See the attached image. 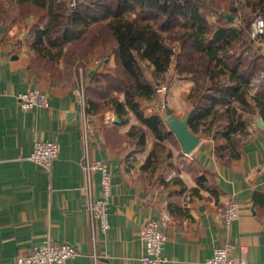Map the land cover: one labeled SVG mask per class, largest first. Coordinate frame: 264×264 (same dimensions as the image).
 <instances>
[{
  "label": "crops",
  "instance_id": "crops-1",
  "mask_svg": "<svg viewBox=\"0 0 264 264\" xmlns=\"http://www.w3.org/2000/svg\"><path fill=\"white\" fill-rule=\"evenodd\" d=\"M17 3L0 0V264H17L21 253L49 239L70 242L79 251L61 264H144L139 228L165 210L171 217L162 247L165 260L158 264H201L225 243L235 245V264H240L238 246L243 244L248 248L243 264L264 260V172L259 170L264 161V117L259 109L252 115L247 112L251 117L247 132L231 134L232 142L227 138L224 108L217 105L214 112L219 109L224 114L196 132L200 141L191 152L182 151L175 133L159 140L149 130L144 147L139 148L128 134L140 124L134 113L124 122L111 104L90 113L75 94L98 72H112L116 43H99L75 68L72 80L56 83L45 70L30 64L38 18L16 12ZM210 9L206 7V19L218 23L216 8ZM172 57L161 82L152 67L143 73L145 84H167V94L138 98L148 114L162 117L168 133L172 131L166 121L168 108L182 118L200 102L211 104L212 94L208 81L212 64L179 75L177 54ZM33 87L48 92L49 105L23 110L17 94ZM120 100H125L123 93ZM38 139L56 141L60 148L50 170L29 157ZM155 140L164 146L161 162L145 169ZM86 149L112 170L107 230L89 216L88 198L100 196L101 182L95 172L91 188L87 187L81 165ZM170 169L176 173L166 179ZM232 200L241 202L242 215L224 226L218 212Z\"/></svg>",
  "mask_w": 264,
  "mask_h": 264
},
{
  "label": "trees",
  "instance_id": "trees-1",
  "mask_svg": "<svg viewBox=\"0 0 264 264\" xmlns=\"http://www.w3.org/2000/svg\"><path fill=\"white\" fill-rule=\"evenodd\" d=\"M236 1H230L231 13L236 15L244 4L250 15L232 27L226 25L231 22L226 14H219L218 23L206 19L202 8L217 9L218 0H80L76 7L66 0H17L22 14L34 13L38 18L30 64L45 70L56 83L72 80L75 68L99 43H116L117 64L112 72H98L86 84V111L98 113L111 104L122 122L134 113L140 124L133 125L128 134L135 137L139 148L144 147L148 130L159 140L174 134L165 132L162 117L148 114L138 100L157 93L153 82H143V73L152 67L158 82L165 79L174 42L181 44L177 74L200 72L212 64L211 104L200 102L190 113L188 124L194 132L225 113L227 138L232 142L231 134L247 132L251 120L247 112L252 115L257 107L264 117V85L255 96L248 90L257 71L264 70V54L253 53L247 37L254 12L264 18V0H241L239 5ZM122 93L125 100H120ZM217 105L224 113L214 112ZM153 145L145 169L161 162L159 153L164 146L157 140Z\"/></svg>",
  "mask_w": 264,
  "mask_h": 264
},
{
  "label": "built area",
  "instance_id": "built-area-1",
  "mask_svg": "<svg viewBox=\"0 0 264 264\" xmlns=\"http://www.w3.org/2000/svg\"><path fill=\"white\" fill-rule=\"evenodd\" d=\"M66 1L69 6L76 7L79 0ZM216 11L219 14H224L225 8L223 6H218ZM225 14H227V12ZM233 19V26H238L240 19L237 16L233 17ZM249 33L250 37H252L251 51L253 53H262L261 50L264 47V18L260 12H254ZM172 45L173 55H175L180 51L181 44L179 42H174ZM263 85L264 72H258L250 81L248 87L249 94L255 96ZM167 89L168 85L165 83L155 85V91L162 96L167 94ZM75 94H77L80 101L85 104L86 94L84 84L79 85V87L75 89ZM17 99L20 108L27 110L36 106H48L50 95L45 90L43 91L40 88L33 87L28 88L27 91L18 93ZM162 106L166 107L164 102H162ZM33 148L29 157L50 170L53 161L59 155L60 148L58 143L48 139H38L35 140ZM81 165L86 173L87 187L89 189L91 188L90 185L93 173H100V196L97 198L89 197L87 207L92 223H98L100 229L107 230L110 227L108 208L113 186L112 170L109 164L103 159L93 158L88 149H86L81 158ZM259 170L264 172V161L259 165ZM175 173L174 170L170 169V171L165 174L166 179H170ZM242 208L243 206L238 200H232L224 206V208H221L218 214L223 225L229 226L233 221L238 220L242 215ZM170 217L169 211L165 210L161 213L159 218L147 219L141 224L138 234L144 243L145 252L141 258L144 264H158L165 260V257L162 255V247L168 240L166 229L169 225ZM234 247L235 245L233 243H225L223 246L214 248L213 254L208 256L201 264H235L233 256ZM238 248L241 251V258L238 262L243 264L246 261L245 253L248 251V248L245 244L239 245ZM78 252V249L70 242H57L53 239H49L43 244L31 246L30 249L21 253L18 257L17 264H61L67 261V259L75 258L79 254ZM257 264H264V260Z\"/></svg>",
  "mask_w": 264,
  "mask_h": 264
},
{
  "label": "water",
  "instance_id": "water-1",
  "mask_svg": "<svg viewBox=\"0 0 264 264\" xmlns=\"http://www.w3.org/2000/svg\"><path fill=\"white\" fill-rule=\"evenodd\" d=\"M226 16L228 19L233 18L231 13H227ZM115 120H119V116H116ZM166 121L168 126L177 136L184 153L187 154L188 152H191L198 145L200 137L189 127V113L180 118L172 109L168 108Z\"/></svg>",
  "mask_w": 264,
  "mask_h": 264
},
{
  "label": "rangeland",
  "instance_id": "rangeland-1",
  "mask_svg": "<svg viewBox=\"0 0 264 264\" xmlns=\"http://www.w3.org/2000/svg\"><path fill=\"white\" fill-rule=\"evenodd\" d=\"M231 0H218V4L220 5V6H223L224 8H225V12H224V14L227 12V13H231V11L229 10V4L231 3L230 2ZM240 2H241V0H239V1H236V4H240ZM242 2H243V0H242ZM17 6V10H16V12H18V13H20L21 14V8H20V6H19V4L17 3L16 4ZM209 9V8H208ZM207 9V10H208ZM212 9V8H211ZM210 9V10H211ZM207 10H206V7L204 8V12L205 13H207ZM249 10H250V8L249 7H245V5L244 4H242L241 5V8H239V10H238V12H236V15H233L232 13V15H233V17H238L239 19H240V23L239 24H242V19L241 18H243V17H247V18H249ZM212 12V11H211ZM215 13H217L218 15H219V13L216 11V9H215ZM231 20V22H226V25H229V26H232L233 27V21H234V19L232 18V19H230ZM243 24H245L244 23V20H243ZM249 32H250V29H249ZM246 52V51H245ZM91 54V53H90ZM89 54V55H90ZM83 60V59H82ZM87 60H88V58H87ZM86 61V60H85ZM84 61H82L81 63H83ZM80 63V64H81ZM258 72H264V70H260V71H257V73ZM163 108H165V107H163Z\"/></svg>",
  "mask_w": 264,
  "mask_h": 264
}]
</instances>
